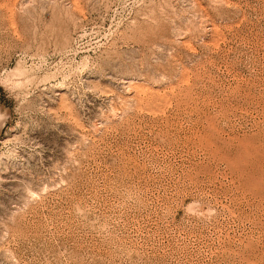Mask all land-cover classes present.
<instances>
[{
	"label": "rangeland",
	"instance_id": "rangeland-1",
	"mask_svg": "<svg viewBox=\"0 0 264 264\" xmlns=\"http://www.w3.org/2000/svg\"><path fill=\"white\" fill-rule=\"evenodd\" d=\"M0 264H264V0H0Z\"/></svg>",
	"mask_w": 264,
	"mask_h": 264
},
{
	"label": "bare ground",
	"instance_id": "bare-ground-1",
	"mask_svg": "<svg viewBox=\"0 0 264 264\" xmlns=\"http://www.w3.org/2000/svg\"><path fill=\"white\" fill-rule=\"evenodd\" d=\"M9 114V109L6 108L4 105H0V127L2 126V124L6 121V119L8 118Z\"/></svg>",
	"mask_w": 264,
	"mask_h": 264
}]
</instances>
